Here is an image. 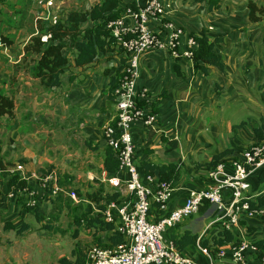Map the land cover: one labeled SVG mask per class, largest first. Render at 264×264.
I'll list each match as a JSON object with an SVG mask.
<instances>
[{
	"label": "crops",
	"instance_id": "0c3cea01",
	"mask_svg": "<svg viewBox=\"0 0 264 264\" xmlns=\"http://www.w3.org/2000/svg\"><path fill=\"white\" fill-rule=\"evenodd\" d=\"M64 1L67 0H1L0 92L13 97L14 114L0 116V153L4 161L12 163L1 173L0 212L8 205L7 194L13 197L10 200L17 194L31 199L35 193L37 200L48 196L33 174L42 179L44 174L54 171L61 179L70 180L85 175L90 185L84 192L101 187L100 184L104 187L105 180L119 186L124 184V170L109 174L102 165L103 126L115 114V85L109 90L108 83L111 75L122 74L127 59L124 52L117 49L93 62V67L107 68L108 74H86L81 69L68 68L61 84L52 88H44L30 75L32 62L22 61L23 46L36 32L38 21L50 22L75 7L65 6ZM97 1L80 0L76 7L87 9ZM131 1L120 0V3L126 5ZM161 1L166 9L163 20L173 21L184 34L178 56L167 50L141 53L137 87L139 91L147 89V99L137 102L154 119L150 125L133 122L131 132L136 161L176 163L166 208L169 211L183 202L190 189L207 185L205 163L213 154L230 148L224 155L228 158L231 152L264 140V107L260 99L264 91V16L258 22H251L247 0H217L214 4L209 0ZM253 1L264 6V0ZM191 35H206L213 42L226 72L209 65L205 74L194 68L192 59L179 54L186 49V39ZM2 36L8 37L10 43L4 44ZM4 62L13 65L4 66ZM230 106L238 112L240 107H255L258 119L243 120L240 124L226 121L223 114ZM229 132L232 136L228 138ZM17 164L25 170L28 189L9 188L5 183L10 173H19L15 171ZM258 171L250 177L252 194L264 189H259ZM153 175L159 179L156 170ZM126 198V191H121L120 199ZM210 211L212 207L204 209L199 216L192 215L174 232L179 235L186 227L192 229L191 222L209 215ZM10 223L11 228L18 227L14 221ZM250 224L256 228L248 233ZM240 226L244 236L264 239V222L259 215H243ZM260 248L264 250V243ZM184 251L197 261H207L198 248H184ZM59 257L50 263H56Z\"/></svg>",
	"mask_w": 264,
	"mask_h": 264
},
{
	"label": "built area",
	"instance_id": "2783aa9c",
	"mask_svg": "<svg viewBox=\"0 0 264 264\" xmlns=\"http://www.w3.org/2000/svg\"><path fill=\"white\" fill-rule=\"evenodd\" d=\"M136 2L135 8L127 5L121 16L106 24L127 59L113 88L115 114L103 126V133L105 143L111 146L119 162L118 170L126 173L124 184H116L123 188L122 192L126 191L128 198L107 202L102 213L105 220L112 222L123 235V241L112 246L91 243L84 249V264H264V250L253 239L244 236L240 226L243 215L264 214L263 205L250 208L248 202L249 198L264 193V189L254 194L250 192L251 174L264 167V140L231 152L228 158L223 155L215 159L206 167V186L190 189L179 206L157 220L151 219L149 210L152 204L167 208L171 184L156 180L153 174H142L134 158L131 124L141 121L150 125L154 119L138 106L139 99H147V89L139 91L137 87L141 76L139 60L141 53L151 50H167L178 56L177 49L184 31L173 21L163 20L166 9L161 0H146L144 5H139L138 0ZM196 47L195 37L188 36L186 49L179 54L192 59ZM15 171L27 179L21 164L16 165ZM1 173L2 169L0 177ZM57 178L54 171L42 176L40 185L45 194L64 192V197L73 201H86V197L72 187L63 188ZM211 206L214 207L209 214L214 212L218 215L208 222L199 237L224 227L234 231L236 238L218 249L197 243L196 248L207 258L202 263L174 245L173 239L178 235L174 231L185 218Z\"/></svg>",
	"mask_w": 264,
	"mask_h": 264
},
{
	"label": "trees",
	"instance_id": "16d2710c",
	"mask_svg": "<svg viewBox=\"0 0 264 264\" xmlns=\"http://www.w3.org/2000/svg\"><path fill=\"white\" fill-rule=\"evenodd\" d=\"M217 0H209L210 4H214ZM146 0H138L139 5H144ZM127 5L135 8L136 0L123 5L120 0H99L94 2L87 9L80 7L68 8L62 17L53 19L50 22L38 21L37 30L23 46L22 61L32 62L29 73L32 77L38 79L40 85L44 88H52L61 84V77L68 68L86 69L99 58H103L108 52L119 50L110 31L106 28L108 21L121 16ZM248 18L255 23L260 21L264 16V6L257 5L253 0H247ZM157 30V27H155ZM197 47L192 55L195 69L201 70L207 74V66H215L219 70L226 72L223 62L214 51L213 42L206 36L201 35L195 37ZM4 44L10 43L8 37H1ZM72 60V63H71ZM264 61V53H263ZM108 69H103L102 73L108 74ZM122 74H114L110 76L108 87L116 85ZM110 95V92H108ZM260 99L264 107V91L260 93ZM14 114V101L11 95L0 92V116H12ZM114 124V121L111 123ZM230 148H225L215 154L212 159L205 163L206 167L213 164V161L230 152ZM136 161V160H135ZM142 174H153L156 170L159 181L171 184L173 175L176 171V163L173 161L154 162L151 160L136 161ZM9 161H4L3 154L0 153V169H4ZM118 160L114 156V151L105 143L103 148V168L109 174L114 173L118 169ZM200 165V164H198ZM259 189L264 187V167L257 174ZM2 178L0 177V182ZM70 179H59L60 185L68 186ZM68 182V183H67ZM5 183L8 187L21 189L30 187L27 179L22 177L20 173L12 172L6 179ZM110 188L101 187L93 188L85 192L76 189L79 195L86 197V210L80 214L73 215V221L77 225L74 236L77 235L78 227L83 229H91L89 232L94 242L100 245L112 246L123 241V235L118 232L112 222L105 220L102 209L106 203L114 200L118 201L121 197V189L118 184L111 183ZM250 208H259L264 205V193H258L254 198H249ZM205 209L203 207L200 212ZM151 219L157 220L168 211L161 209L159 204L154 203L149 210ZM37 220H41V215L34 210ZM192 216V215H191ZM190 216V217H191ZM260 220L264 222V214L260 216ZM7 225L11 227V223ZM46 225V224H45ZM27 226L26 223L16 228L20 232ZM248 233L255 230L256 225H248ZM103 232H107L106 237L102 236ZM234 231L218 227L214 232L202 235L186 227L174 239V245L179 250L184 248L195 249L197 243L209 249H218L235 239ZM254 243L259 247L264 243L263 238H255ZM86 255L84 249L78 242L71 248L70 255H62L56 263L48 264H84ZM0 264H7L6 262Z\"/></svg>",
	"mask_w": 264,
	"mask_h": 264
},
{
	"label": "rangeland",
	"instance_id": "374dc122",
	"mask_svg": "<svg viewBox=\"0 0 264 264\" xmlns=\"http://www.w3.org/2000/svg\"><path fill=\"white\" fill-rule=\"evenodd\" d=\"M80 0H67L64 1V5L73 7ZM91 1V0H90ZM93 1V0H92ZM56 5H54L53 11H56ZM4 66L13 65L7 62ZM93 65V64H92ZM90 65L86 69H81L82 72L88 73H102V68L93 67ZM22 72H26L27 69H20ZM85 74V75H86ZM81 77V74H77ZM114 111V105L113 109ZM112 111V112H113ZM256 108L244 109L240 107V112L235 111L233 107H228L223 114V117L231 123H239L246 121L247 119H258ZM232 136V132L228 133V138ZM227 138V139H228ZM5 159V157H4ZM9 161V160H5ZM10 162V161H9ZM11 166L12 163L6 164ZM74 175V174H73ZM35 180L41 184V177L38 174L33 175ZM75 176V175H74ZM82 175L80 179L76 176L71 178L72 182L68 183V186L63 185V188L72 187L80 192H84L85 188L89 186L90 180ZM61 179L60 177L57 180ZM111 183L108 180L104 181V188H110ZM93 185V184H92ZM24 191V190H23ZM77 192V191H76ZM64 192H59L56 195L43 196L37 200V194L32 193V198L25 197L24 194H17L14 200L12 196L6 195V203L8 205L5 208H1L0 212V263L6 262L7 264H47L53 261L57 256L70 255L71 248L78 242L81 244L82 249H86L91 243L94 242V238L89 233L91 229L82 228L79 226L77 235L74 236V231L77 225L73 221L74 214H80L86 210V201L81 200L79 202L73 201L68 197H64ZM10 198V199H9ZM29 206L32 209H29ZM15 207V208H14ZM212 208L214 206H211ZM36 210L42 217L41 220L36 219L34 213ZM201 212L193 214L194 217L199 216ZM218 213H212L211 215H205L199 220L191 222L190 226L193 231L198 233L204 228L207 222H209ZM11 218V219H9ZM8 219V220H6ZM190 217L184 219L188 220ZM17 226L26 223L27 226L20 232H17L15 228L6 226L5 223L13 222ZM46 224V225H45ZM183 227V225L181 224ZM16 227V226H15ZM182 231V230H181ZM107 232H103L102 236L105 238ZM57 262V261H56Z\"/></svg>",
	"mask_w": 264,
	"mask_h": 264
}]
</instances>
